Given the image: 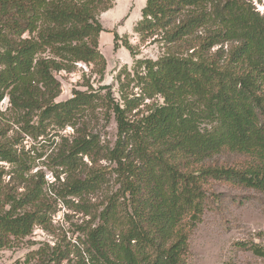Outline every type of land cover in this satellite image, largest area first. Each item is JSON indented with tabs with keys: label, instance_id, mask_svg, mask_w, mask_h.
Wrapping results in <instances>:
<instances>
[{
	"label": "trees",
	"instance_id": "16d2710c",
	"mask_svg": "<svg viewBox=\"0 0 264 264\" xmlns=\"http://www.w3.org/2000/svg\"><path fill=\"white\" fill-rule=\"evenodd\" d=\"M112 6L0 0V105L7 101L0 108V251L36 227L50 232L58 200L102 194L93 211L73 206L89 217L74 242L44 243L29 257L40 264H187L212 182L264 197V11L250 0H146L134 31L162 54L135 60L133 76L124 71L116 92L87 85L57 102L60 73L81 63L103 74L98 16ZM118 40L114 34V51ZM121 46L134 55L127 42ZM131 84L137 93L127 92ZM100 114L116 124L112 147L91 129ZM67 127L73 135L60 137L49 157L56 169L48 183L41 170L32 173L40 155L23 142ZM111 175L118 187L104 194ZM236 246L264 259V246Z\"/></svg>",
	"mask_w": 264,
	"mask_h": 264
},
{
	"label": "rangeland",
	"instance_id": "374dc122",
	"mask_svg": "<svg viewBox=\"0 0 264 264\" xmlns=\"http://www.w3.org/2000/svg\"><path fill=\"white\" fill-rule=\"evenodd\" d=\"M250 1L260 13L264 11V0ZM145 4L146 0H113L112 8L98 16L104 30L98 38V50L105 60L103 74L99 73L100 66L93 67L81 63L76 64L68 74L60 73L57 78L61 83V93L56 99L57 102L71 98L73 91L86 90L87 85H91L93 89L111 86L116 92L120 87L118 81H127L124 71L133 76L135 60H156L162 54L159 45L152 43L153 39L142 41L134 31L142 20L141 11ZM114 34L119 37L116 51L113 48ZM124 42L132 47L134 55L121 46ZM127 92L137 93V89L131 84ZM115 97L118 98L117 93ZM6 106L5 100L0 108L4 110ZM90 126L94 133L100 135L104 145L109 147L114 145L116 124L112 117L104 120L100 114ZM55 133L48 130L47 135L39 137L36 142L29 138L23 142L26 150L34 146L40 155L32 173L41 170L48 183L54 181L52 170L56 169L51 167L48 159L57 152L60 137L69 138L73 135V129L67 127L60 131L58 136H55ZM84 161L91 166L87 159ZM100 165L108 167L109 170L114 167L105 161L100 162ZM117 187L115 177L111 175L104 194L116 191ZM207 189L214 196L210 197L200 222L189 237L187 264H264V259L236 246L239 243L264 246V197L253 190L215 182H212ZM88 198L84 196L79 202L77 198L68 197L67 204L58 200L56 212L52 216L50 232L39 227L34 228L28 238L12 248L0 251V264H40L37 258L33 259L29 255L41 248L44 243L53 246L57 240L63 239L74 242L79 235V228L83 222L89 221V217L83 212H78L73 206L87 205V209L93 211L95 206L92 204L102 201L103 195ZM63 264L68 263L63 262Z\"/></svg>",
	"mask_w": 264,
	"mask_h": 264
}]
</instances>
